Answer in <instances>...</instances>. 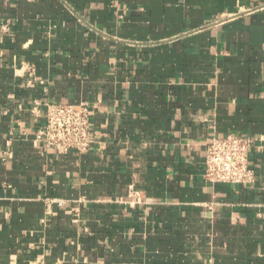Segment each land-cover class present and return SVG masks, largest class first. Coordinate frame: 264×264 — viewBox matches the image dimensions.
I'll return each instance as SVG.
<instances>
[{
  "label": "crops",
  "instance_id": "0c3cea01",
  "mask_svg": "<svg viewBox=\"0 0 264 264\" xmlns=\"http://www.w3.org/2000/svg\"><path fill=\"white\" fill-rule=\"evenodd\" d=\"M226 136L253 185L204 180ZM0 264H264V0H0Z\"/></svg>",
  "mask_w": 264,
  "mask_h": 264
},
{
  "label": "built area",
  "instance_id": "2783aa9c",
  "mask_svg": "<svg viewBox=\"0 0 264 264\" xmlns=\"http://www.w3.org/2000/svg\"><path fill=\"white\" fill-rule=\"evenodd\" d=\"M90 114L82 105L48 104L35 139L44 150L84 153L91 143ZM254 143L250 138L235 136L209 139L205 147L204 180L211 185H253L255 175L248 154Z\"/></svg>",
  "mask_w": 264,
  "mask_h": 264
}]
</instances>
